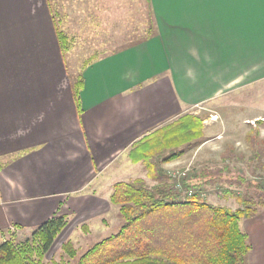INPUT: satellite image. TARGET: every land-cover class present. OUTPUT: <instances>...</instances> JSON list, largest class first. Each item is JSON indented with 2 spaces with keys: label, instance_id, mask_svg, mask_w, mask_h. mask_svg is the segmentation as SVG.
<instances>
[{
  "label": "crops",
  "instance_id": "0c3cea01",
  "mask_svg": "<svg viewBox=\"0 0 264 264\" xmlns=\"http://www.w3.org/2000/svg\"><path fill=\"white\" fill-rule=\"evenodd\" d=\"M59 2L0 0V231L105 213L112 193L99 179L123 157L149 178L131 148L190 113L203 117L205 139L184 149L188 171L221 172L204 168L219 156L242 162L248 152L264 170L255 159L264 148V104L253 95L264 92V0H149L155 32L92 52L79 73ZM95 9L76 17L94 22ZM173 163H164L167 171ZM240 226L248 264H264V208Z\"/></svg>",
  "mask_w": 264,
  "mask_h": 264
},
{
  "label": "trees",
  "instance_id": "16d2710c",
  "mask_svg": "<svg viewBox=\"0 0 264 264\" xmlns=\"http://www.w3.org/2000/svg\"><path fill=\"white\" fill-rule=\"evenodd\" d=\"M59 32L68 48L67 34ZM203 122L202 117L186 114L135 142L130 158L141 162L154 182L143 177L116 182L110 199L122 219L119 230L80 255L72 240L65 241L62 250L69 257L65 262L77 258L76 264H248L251 244L240 221L255 215L258 206L264 207V181L257 200L235 194L244 206L234 209L205 201L197 193L183 196L163 166L202 142ZM212 176L189 172L181 182L202 189L214 183ZM67 224L65 215H55L23 240L13 235L0 238V264H48L46 255ZM8 231L1 230L0 237Z\"/></svg>",
  "mask_w": 264,
  "mask_h": 264
},
{
  "label": "rangeland",
  "instance_id": "374dc122",
  "mask_svg": "<svg viewBox=\"0 0 264 264\" xmlns=\"http://www.w3.org/2000/svg\"><path fill=\"white\" fill-rule=\"evenodd\" d=\"M59 1L58 5L60 7L62 6L64 12L66 11L64 25L68 27V32L71 33V42H74L73 48L69 52L67 51V55L68 57L71 55L72 59L69 61L71 68H74L78 73L82 69L84 58L87 56L89 57L90 54L92 55V52H95V54H101L105 51H112L116 48L128 46L148 38L155 32L154 26L151 28L152 24L154 25V22L150 10L149 0ZM91 8L98 9H95V11L98 12H92L95 14V18L96 15H99L94 22L88 20L87 18H82L81 21L77 18L82 15L83 12L81 10H90ZM105 9H108V11ZM84 17H87V15ZM255 94L256 97L254 100H258V103L264 104V101H262L264 100V92L257 91L254 92L253 95ZM209 114L210 113H207L206 115L210 116ZM203 134L204 140L205 132H203ZM224 141L226 140L224 139ZM244 143L245 141H241L240 146ZM189 150L184 151H187L188 153L192 152V148H189ZM261 152L264 154V148ZM260 154L255 156V159L264 160V155ZM245 155L246 156L243 157L244 159L242 162H233L231 159L230 161H223V163L222 161H219V159H222L223 156L218 155L220 157L217 158V162L219 164L217 163L216 165L205 166L204 169L208 170L207 168L209 167L216 169L219 167L222 170L221 172L205 171V173H203L204 177L210 178V176L213 175L212 178L214 183L203 186L202 189H198L196 186L185 187L181 182L182 176L188 175L189 172L191 173V171H188L191 165L189 164L188 159L192 157V154L184 156L183 158L181 155L180 157L172 160L174 162L171 164V168L173 170L171 169L167 172L173 179H175L174 189L180 192L183 196L185 194L194 195L197 193L202 199L212 204L226 205L236 209L244 206V204L237 199L235 194H247L254 196L257 200L258 192L261 188L260 184L264 181V170L262 171L260 169L261 167L256 166L255 161L252 160V154L248 152V154ZM191 160L192 159H190V161ZM117 169H119V171H116ZM141 170V164H133L127 157H123L117 162V164H115V166H113L99 179V183H101L102 187L105 189L104 192L112 193L113 188L110 185L112 178L117 181L122 179L128 180L139 176ZM205 178L202 180L204 181ZM147 181L153 183L150 178H147ZM180 184L181 187L179 188L178 186ZM224 189H230L233 194H226ZM191 191L193 192L192 194H190ZM111 205L113 206L112 208H109V210L105 213L100 216H96L94 217L95 219L91 220H82L81 218H73L71 215H65L68 219V224L57 236L54 244L46 255L45 261L48 264H58V262L63 264H76L77 258L71 259L69 262H65L69 258L62 250V244L65 241L72 240L76 248H78L80 255L95 242L117 232L122 225V219L118 215L117 206L115 204ZM258 208L262 209L264 207L258 206ZM35 228L29 231V229L26 230L13 226L11 229H8L9 235L1 234L0 238L5 239L10 235H13L16 239L23 240L29 237Z\"/></svg>",
  "mask_w": 264,
  "mask_h": 264
},
{
  "label": "built area",
  "instance_id": "2783aa9c",
  "mask_svg": "<svg viewBox=\"0 0 264 264\" xmlns=\"http://www.w3.org/2000/svg\"><path fill=\"white\" fill-rule=\"evenodd\" d=\"M179 188L181 187V184L178 186ZM193 192L191 191L190 194H192Z\"/></svg>",
  "mask_w": 264,
  "mask_h": 264
}]
</instances>
